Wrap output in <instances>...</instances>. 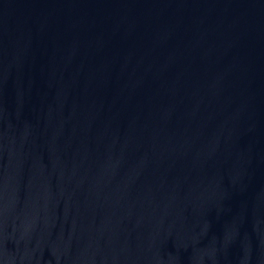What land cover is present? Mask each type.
Segmentation results:
<instances>
[{"label": "water", "instance_id": "95a60500", "mask_svg": "<svg viewBox=\"0 0 264 264\" xmlns=\"http://www.w3.org/2000/svg\"><path fill=\"white\" fill-rule=\"evenodd\" d=\"M0 264H264V0H0Z\"/></svg>", "mask_w": 264, "mask_h": 264}]
</instances>
